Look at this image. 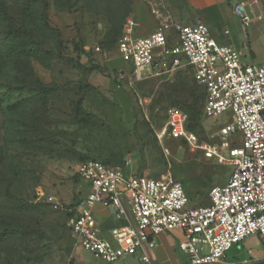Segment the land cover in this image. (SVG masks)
Instances as JSON below:
<instances>
[{
    "label": "rangeland",
    "instance_id": "1",
    "mask_svg": "<svg viewBox=\"0 0 264 264\" xmlns=\"http://www.w3.org/2000/svg\"><path fill=\"white\" fill-rule=\"evenodd\" d=\"M166 1L185 22L204 21L186 9V0ZM241 1L251 21L243 27L235 14L241 26L234 21L224 36L242 60L262 62L264 0ZM0 3L6 12L0 18V264H143L138 253L106 263L76 245L67 225L75 200L84 194L76 168L88 159L106 160L126 171L176 180L191 206L207 205L209 189L224 184L232 167L155 135L182 81L201 88L188 72L132 79L129 65L118 57L114 32L130 14L151 29L140 0ZM11 26L29 30L42 60L11 52L4 42ZM168 39L174 40L172 32ZM42 85L53 88L44 91ZM78 103L87 115L75 112ZM227 121L229 113L201 114L199 136L208 139Z\"/></svg>",
    "mask_w": 264,
    "mask_h": 264
},
{
    "label": "built area",
    "instance_id": "2",
    "mask_svg": "<svg viewBox=\"0 0 264 264\" xmlns=\"http://www.w3.org/2000/svg\"><path fill=\"white\" fill-rule=\"evenodd\" d=\"M142 2L155 18L154 29L138 34L139 23L130 14L116 43L118 57L129 65L132 79H170L189 68L205 90L204 116L229 113V121L203 139L186 128L183 110L169 107L156 138L162 142L170 136L190 151L232 169L224 184L210 188L209 204L191 206L176 180L125 173L120 167L88 159L76 168L84 194L71 209L67 225L79 248L106 263L138 253L139 261L153 264L150 251L156 236L180 230L178 249L187 255L188 264H217L246 237L264 239V60H242L232 46L217 43L202 21H178L165 0ZM233 10L243 27L249 25L245 2L233 4ZM98 208L116 223L99 222Z\"/></svg>",
    "mask_w": 264,
    "mask_h": 264
},
{
    "label": "crops",
    "instance_id": "3",
    "mask_svg": "<svg viewBox=\"0 0 264 264\" xmlns=\"http://www.w3.org/2000/svg\"><path fill=\"white\" fill-rule=\"evenodd\" d=\"M240 1L241 0H186V9L191 12L200 13L201 18L204 20L202 22L206 24L209 29L210 27L208 24L215 28L214 34L211 33V30L210 33L217 43L227 44L233 47L232 41L227 39L224 35L230 34L229 28L234 24V21L237 20L236 22L241 26L240 21L233 10V4ZM140 3L144 6L150 16L151 25L149 28L151 29L146 30L136 17V21L139 23L138 34H147L154 29L156 21L142 0H140ZM166 3L178 21L187 24L193 23L185 22L180 19L174 14L168 1H166ZM219 40H222L223 42ZM248 60L252 61L251 59ZM98 211L97 220L99 222H105L109 226L116 223L112 217H106L107 213L105 210L98 208ZM181 239L182 232L180 230L165 231L158 234L155 238L154 247L150 251L153 264H188L187 255L178 249V243ZM137 261L139 260L137 259ZM217 264H264V239L257 235L246 237L237 245H234L227 252L225 259Z\"/></svg>",
    "mask_w": 264,
    "mask_h": 264
},
{
    "label": "trees",
    "instance_id": "4",
    "mask_svg": "<svg viewBox=\"0 0 264 264\" xmlns=\"http://www.w3.org/2000/svg\"><path fill=\"white\" fill-rule=\"evenodd\" d=\"M41 15L43 18L41 17ZM0 18H6L5 7L2 3H0ZM39 19L41 21L43 19L42 22L46 26V22L44 20V11L40 12V18ZM124 21H125V19L123 20L121 27H118V29L114 32V35L115 36L117 35V38L115 40L116 43H117V40L121 34ZM22 26H11L8 28V30L5 32V40H4L5 44L10 46V50L12 53L19 50V52L16 53V55L24 56V57H33L35 59L42 60L41 49L32 40L31 34H30V32H28L29 30L27 31ZM21 35H26L27 36L26 40L24 39L21 41H16V38L18 36H21ZM108 37H109V34L106 36V38H108ZM181 72H188L194 78L193 73L189 68L180 69L175 73V75H177ZM182 84H183V87L181 88L182 90L180 92H177V93L175 91V96H176L177 100H174L172 102V104H175L176 106L174 105V106H170V107H176V108L183 110L187 114L186 128L188 130L195 132L199 136V134L203 133V129L200 126V124H201L200 118H201V114H202V116H204L203 105H204V100H205V90L201 85H199L197 83L196 84L201 88V92L197 91L196 87L191 83H188L186 81H182ZM39 87L42 88V90H44V91H46V90L50 91L53 88V87H50L48 85H42ZM75 112L77 114H80V115H87L84 113V111H83V109L79 103L76 106ZM164 121H165V117H164ZM96 160H100V159H96ZM100 161L105 163L106 165L116 167V165L112 164L109 161H106V160H100ZM123 171L125 173L129 172V171H126L124 169H123ZM138 174H141V173H138ZM208 199H209V197H208ZM75 201L76 202L74 203L73 207L77 204L78 198ZM72 215H73V213L70 212L68 218H70Z\"/></svg>",
    "mask_w": 264,
    "mask_h": 264
}]
</instances>
